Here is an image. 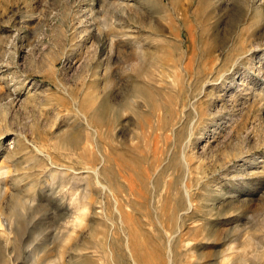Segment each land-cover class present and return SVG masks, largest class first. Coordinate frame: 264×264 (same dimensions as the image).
Returning <instances> with one entry per match:
<instances>
[{"label":"rangeland","instance_id":"obj_1","mask_svg":"<svg viewBox=\"0 0 264 264\" xmlns=\"http://www.w3.org/2000/svg\"><path fill=\"white\" fill-rule=\"evenodd\" d=\"M0 264H264V0H0Z\"/></svg>","mask_w":264,"mask_h":264},{"label":"bare ground","instance_id":"obj_2","mask_svg":"<svg viewBox=\"0 0 264 264\" xmlns=\"http://www.w3.org/2000/svg\"><path fill=\"white\" fill-rule=\"evenodd\" d=\"M135 69V68H134ZM77 106V107H76ZM75 110L77 111V113L80 115V117H82V118H84V120L86 121V123H87V125H90V121H89V118L87 117V115H85L79 108H78V105H77V103H75ZM84 122V121H83ZM90 132H92V131H90ZM95 132V134L97 135L98 134V131H94ZM84 133V132H83ZM91 134V133H90ZM92 134H93V132H92ZM91 134V135H92ZM98 142V141H97ZM73 147V146H72ZM36 149H37V147H35ZM37 151H38V149H37ZM98 151H100V150H98ZM102 152V150L100 151V153ZM39 153H40V151H39ZM42 153V152H41ZM43 154V153H42ZM101 154H103V153H101ZM104 156V155H103ZM41 157H43V156H41ZM102 158V157H101ZM102 162V161H101ZM103 162H104V160H103ZM93 168V167H92ZM97 172V171H96ZM57 178V177H56ZM77 181V180H76ZM99 181V180H98ZM98 185V184H97ZM5 192V191H4ZM117 204V203H116ZM116 209H117V207H116ZM119 212V211H118ZM121 214V213H120Z\"/></svg>","mask_w":264,"mask_h":264}]
</instances>
